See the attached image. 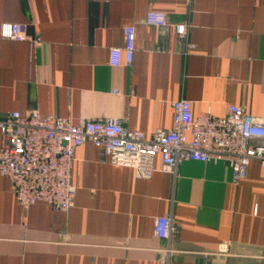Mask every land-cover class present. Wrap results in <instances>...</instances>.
Returning a JSON list of instances; mask_svg holds the SVG:
<instances>
[{
    "label": "crops",
    "instance_id": "crops-1",
    "mask_svg": "<svg viewBox=\"0 0 264 264\" xmlns=\"http://www.w3.org/2000/svg\"><path fill=\"white\" fill-rule=\"evenodd\" d=\"M149 11L169 26L146 24ZM39 36L0 37V119L38 111L78 124L122 119L150 135L173 124L172 103L222 117L239 105L264 123V0H0V26ZM135 25L133 62H116L123 28ZM178 26H184L180 37ZM192 45V47L190 46ZM2 137L0 134V147ZM137 178L87 142L74 157L75 207L24 210L0 175V264H264V167L239 184L225 161L180 162ZM178 226L156 238L154 218ZM228 244L226 254H215Z\"/></svg>",
    "mask_w": 264,
    "mask_h": 264
},
{
    "label": "built area",
    "instance_id": "built-area-1",
    "mask_svg": "<svg viewBox=\"0 0 264 264\" xmlns=\"http://www.w3.org/2000/svg\"><path fill=\"white\" fill-rule=\"evenodd\" d=\"M146 24L170 25L166 14L156 11L148 12ZM178 33L185 36L184 26H178ZM123 34V48H113L111 54L116 62L123 51L124 64L130 66L135 53V25L124 27ZM0 37L33 46L41 41L39 36L28 34L25 25L17 23L2 24ZM172 108L171 128H157L150 135L131 130L126 120L116 118H92L74 124L38 111L9 112L0 119V175L11 181L24 210L46 203L68 211L76 204L77 189L71 180L75 152L87 142L99 150L104 162L130 167L140 179L150 178L157 170V157L165 172H173L185 160L225 161L230 166L233 184L247 177L253 160L264 167V123L250 116L245 107L229 105L222 117L211 111L195 116L192 102L186 99L173 102ZM177 228L171 217L154 218L156 238L170 239ZM227 251L228 244L223 243L215 254ZM161 264H165L164 260Z\"/></svg>",
    "mask_w": 264,
    "mask_h": 264
}]
</instances>
